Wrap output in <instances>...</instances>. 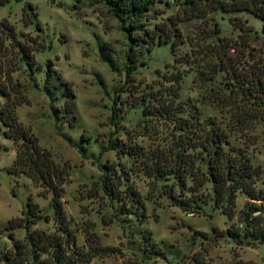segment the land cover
Instances as JSON below:
<instances>
[{
	"label": "rangeland",
	"instance_id": "obj_1",
	"mask_svg": "<svg viewBox=\"0 0 264 264\" xmlns=\"http://www.w3.org/2000/svg\"><path fill=\"white\" fill-rule=\"evenodd\" d=\"M25 2L35 6L32 24L24 18ZM157 8L163 5L155 4L142 19L145 27L175 11L171 7L154 14ZM240 15L244 32L233 14L221 11L180 21L182 43L150 51L135 47L136 66L128 72L125 32L99 0H9L0 6V19L15 27L19 39L26 35L35 62L29 66L19 61L16 49L10 50L12 79H0L9 93H0V107L14 106L18 121L62 172L65 224L76 245L104 249L90 264H264V244L247 245L221 233L230 225L241 227L238 212L247 199L242 193L232 219L212 203L185 212L163 194V182L143 174L139 159L119 152L125 145L152 150L172 136L170 123L143 110L147 96L157 92L171 99L176 90V102L186 111L213 118L232 145L244 148L264 183V98L241 93L230 71L222 69H264V21ZM14 156L0 129V229L21 216L31 196L47 217L33 227L56 231L50 191L12 173ZM105 166L125 172L122 182L139 191L143 222L132 214L114 216L116 203L101 189ZM6 234L0 236V251L11 245ZM24 234V228L14 230L16 238ZM95 238L96 243L88 242Z\"/></svg>",
	"mask_w": 264,
	"mask_h": 264
},
{
	"label": "trees",
	"instance_id": "obj_2",
	"mask_svg": "<svg viewBox=\"0 0 264 264\" xmlns=\"http://www.w3.org/2000/svg\"><path fill=\"white\" fill-rule=\"evenodd\" d=\"M9 0H0V6ZM108 13L115 17L125 32L128 40L126 70L136 66L138 52L135 47L142 46L150 51L156 45L169 44L177 46L182 43V34L178 26L180 21L205 18L207 15L221 11L233 14L238 20L237 29L241 32L246 27L241 22L240 14L246 13L264 21L263 0H99ZM155 4L163 5V10L175 8L172 14L161 18L152 27H145L142 19ZM22 11L24 18L32 24L35 6L25 2ZM163 10L154 9L153 13ZM246 20V19H245ZM35 27L41 30V24L35 21ZM144 26V27H143ZM19 39L15 27L6 19H0V79L10 81L11 70L8 65L10 50L16 49L19 61L33 66L35 62L30 55L31 48L26 43V35ZM35 43L34 39L28 38ZM246 46L248 40L245 41ZM226 52L224 51V55ZM219 55V56H218ZM220 57V52H217ZM31 60V63L27 62ZM222 61V60H220ZM237 84V89L256 99L264 98V69L249 67L244 73L236 72L232 66L222 67ZM0 93L8 97V90L0 84ZM7 88V87H6ZM147 96L149 103L143 113L167 121L172 126L173 134L164 144H156L152 150L133 145L119 149L121 154L139 159L142 172L155 182L161 181L160 188L170 202L185 212L196 213L203 206L212 203L228 219L234 216L236 197L242 193L247 199L238 212L241 227L230 225L221 233L235 241L247 245L264 244V183L260 181L261 170L254 166L244 148L230 143L221 124L213 118L201 119L196 111H186L177 103L178 93L169 99L162 94ZM144 101V100H143ZM153 102V104H150ZM0 129L9 139L15 152L11 171L23 174L32 183L50 191L51 206L58 223L56 231L46 232L34 225L42 216L38 204L29 196L26 208L18 218L9 219L0 229V236L7 232L11 245L0 251L3 264H90L99 254V246L84 250L76 245L75 237L66 226L61 202L63 195L62 172L53 162L50 153L42 149L37 140L18 121L14 106L0 107ZM101 189L112 203L114 216L134 215L139 222L146 218L143 197L134 186L122 182V170L115 166L104 167ZM124 180V179H123ZM125 181V180H124ZM263 186H258V183ZM114 203V204H115ZM24 228L22 238L14 236V230ZM96 243L97 239L88 242Z\"/></svg>",
	"mask_w": 264,
	"mask_h": 264
}]
</instances>
